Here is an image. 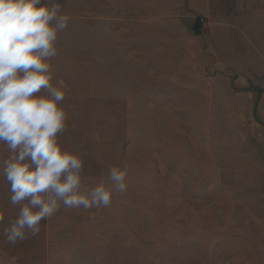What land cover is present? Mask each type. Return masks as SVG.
Masks as SVG:
<instances>
[{"label":"crops","instance_id":"1","mask_svg":"<svg viewBox=\"0 0 264 264\" xmlns=\"http://www.w3.org/2000/svg\"><path fill=\"white\" fill-rule=\"evenodd\" d=\"M67 27L52 83L66 86L60 142L82 153L85 183L110 185L109 169H122V108L134 109L138 123L179 125L171 159L151 157L150 170L182 172L185 215H264V0H122V20ZM9 155L0 144V165ZM10 195L0 175L5 226L20 208ZM111 215L122 193L108 207L61 206L14 244L0 229V264H122Z\"/></svg>","mask_w":264,"mask_h":264},{"label":"clouds","instance_id":"2","mask_svg":"<svg viewBox=\"0 0 264 264\" xmlns=\"http://www.w3.org/2000/svg\"><path fill=\"white\" fill-rule=\"evenodd\" d=\"M70 19L58 0H0V144L10 153L0 175L9 185V203L20 205L7 226L0 210L8 243L38 236L41 221L61 206L108 207L114 193L126 191L127 167L109 169L110 185L89 186L82 153L60 142L68 120L66 86L52 83L51 60Z\"/></svg>","mask_w":264,"mask_h":264},{"label":"rangeland","instance_id":"3","mask_svg":"<svg viewBox=\"0 0 264 264\" xmlns=\"http://www.w3.org/2000/svg\"><path fill=\"white\" fill-rule=\"evenodd\" d=\"M58 2L71 19L122 20V0ZM134 114L122 108L126 191L122 215L110 222L121 227L122 264H264V215H245L243 206L238 215H185L182 172L150 170L151 157L163 166L171 159L168 145L179 125L138 123Z\"/></svg>","mask_w":264,"mask_h":264},{"label":"built area","instance_id":"4","mask_svg":"<svg viewBox=\"0 0 264 264\" xmlns=\"http://www.w3.org/2000/svg\"><path fill=\"white\" fill-rule=\"evenodd\" d=\"M199 21H200V23H201V28H202V29H205V28L208 27L209 20H208L207 17H205V16H200V17H199Z\"/></svg>","mask_w":264,"mask_h":264}]
</instances>
